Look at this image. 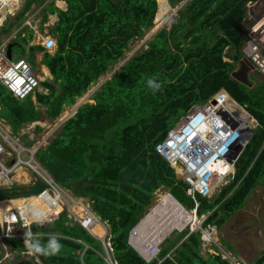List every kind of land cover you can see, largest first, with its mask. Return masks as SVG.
<instances>
[{
    "label": "trees",
    "instance_id": "1",
    "mask_svg": "<svg viewBox=\"0 0 264 264\" xmlns=\"http://www.w3.org/2000/svg\"><path fill=\"white\" fill-rule=\"evenodd\" d=\"M66 1L67 10L57 7L59 19L53 30L58 39L56 52L49 53L41 45L29 49L44 52L43 64L53 75L52 80L42 82L49 92L36 94L45 111L31 96L15 99L0 81V117L7 119L14 131L42 117H59L65 104L83 95L124 57L130 42L153 25L158 3L159 16L184 0ZM250 1L256 0H187L178 9L172 28L160 29L145 50L101 85L92 97L94 103L79 107L60 125L54 139L38 150V160L52 176L75 195L89 198L97 215L110 224L117 264H232L221 253L208 257L201 253L199 230L166 237L160 255L151 261L132 247L129 233L161 188L188 211L206 214L204 226L221 228L244 206L264 175V79L250 88L231 75L243 56L241 26ZM34 3L41 6L44 0H25L16 16L5 23L3 33L21 27ZM47 21V15L43 16L41 27ZM24 30L26 36L14 40L19 45L32 39L29 27ZM227 48L234 50L233 62L224 59ZM152 77L162 85L155 93L147 86ZM223 88L232 102L240 107L236 100L244 104L263 128L240 156L234 179L214 198H194L187 192L189 183L177 175L157 145L195 104L207 102ZM45 187L39 179L32 185L0 187V200L37 194ZM38 199H33V206L37 207ZM49 211H45L47 215ZM32 227L40 233L37 236L42 243L53 234L63 245L58 256H39L44 264H109L102 241L70 219L66 211L43 226L34 223ZM7 243L19 251L16 257L21 255L24 245L19 240L10 238ZM19 264L32 263L24 260ZM251 264H264V252Z\"/></svg>",
    "mask_w": 264,
    "mask_h": 264
},
{
    "label": "built area",
    "instance_id": "2",
    "mask_svg": "<svg viewBox=\"0 0 264 264\" xmlns=\"http://www.w3.org/2000/svg\"><path fill=\"white\" fill-rule=\"evenodd\" d=\"M13 0H0V16L3 15L4 9L8 7ZM248 10L243 21L244 42L242 44L243 59H248L254 66V71L264 75V0H256L248 2ZM18 5L10 9L9 12L15 13ZM10 40L4 41L0 45V80L8 87L13 95L18 99H23L31 93H35L40 87L42 81L31 63L25 58L10 59L6 51V45ZM48 51L57 48V39L51 35L43 36L41 42ZM224 92H219L215 96V102L209 101L204 105L196 106L193 111H189L184 118L174 127L168 134L167 138L157 145L158 152L163 155L173 167H175L190 184L188 193L195 197L200 195L210 197L212 195V185L217 177L223 173H227L233 178L235 174L236 162L241 156L244 148L249 142V136L254 135L257 129L254 121L245 123L250 125V129H243L238 141L228 136L229 132H239L240 125L236 126V121L240 120L236 113L231 111L229 107L221 105V99L225 98ZM224 112V113H223ZM214 114L224 121L225 128L219 130V133L213 129L210 136L206 135L203 142L206 145H199L197 142L202 140L199 131L205 125L197 123L201 117V121L205 116ZM202 125V128L199 127ZM26 132V131H24ZM23 132V133H24ZM227 135L224 144L223 135ZM41 143L27 145L19 136H16L0 124V184L10 187L16 181L15 173L19 167H27L30 169L37 179L45 184V188L39 195L32 197H43L45 206L52 211V215L57 216L67 211L70 218L78 222L82 227L91 231L94 226L100 225L105 230V236L101 237L105 251L106 260L109 264H117L113 260V246L111 237L109 236L110 227L107 221H103L91 208L88 199L74 195L69 189L61 185L52 174L38 161L36 152L40 148ZM231 146V149H230ZM24 154H28V158H24ZM222 161L228 165H232L230 171H214L211 163ZM229 181V178L227 179ZM31 199H24L15 211H10L4 217L5 229L0 234V238H21L24 232L21 227L30 226L31 223ZM37 208V207H36ZM49 216V215H47ZM21 222V223H20ZM21 224V226L19 225ZM203 222L198 226L202 232L204 247L216 251L214 254L220 253L210 247L218 244V227L216 225H208L203 227ZM195 230V228H193ZM28 231H31L30 229ZM152 231H142L133 227L130 231V241L137 247L143 255L150 259L157 258L161 252L162 240L151 241ZM222 254V253H221ZM225 258V257H224ZM230 260V259H229ZM231 261V260H230ZM237 264L238 262L235 261Z\"/></svg>",
    "mask_w": 264,
    "mask_h": 264
},
{
    "label": "rangeland",
    "instance_id": "3",
    "mask_svg": "<svg viewBox=\"0 0 264 264\" xmlns=\"http://www.w3.org/2000/svg\"><path fill=\"white\" fill-rule=\"evenodd\" d=\"M44 1H46V9L54 12L55 7L53 8L51 6L55 5L53 3L56 0H44ZM186 1L187 0H184L183 2L179 3L176 7H172L171 9L166 10L159 16H158V11H159L158 10L155 15L153 25L145 30L144 35L142 37L136 38L130 42V48L126 51L124 57L119 62L112 65L111 67L112 71H109L107 74L105 73V75L103 74V76L101 75L102 76L101 79L98 82L95 81L91 85V87H89L84 92V95H82L83 97L80 101H82L83 104L86 102H94L92 97L94 93L101 88V85L104 81L110 79V77L114 73H119L121 71V67L125 64L127 60H129L135 54L145 50L148 47V42L160 29L172 28V25L178 16V12H177L178 9L182 8ZM20 2H21L20 5L22 7L25 0H21ZM36 5H32L31 10L27 14L26 20H24V22H22L23 24L21 25V28H23L24 25H28L29 29L31 30L30 32H32V34L35 31L34 28H36L41 23L42 17L46 15V14L43 15L39 21V19H37L38 15L40 16V14L43 13V10H41V7H38ZM58 7L63 8L62 6H58ZM38 10L39 12L37 13V17H35V14ZM2 17L3 19H5L4 16ZM52 19L53 20L47 21V23L43 25L44 30L47 29V27L53 26V23L57 21L55 20L56 19L55 15L52 16ZM30 27L31 28L34 27V28L31 29ZM15 29H18V27H14V29H11L10 31L3 33L2 36L11 34ZM39 32H42V30H39ZM32 34L29 35L31 36ZM42 36L45 35L41 34L40 37ZM35 42H39V39L36 38ZM31 54L32 52L29 50V46H27L25 43H21V45H16L13 48V57L16 58L19 56H25L33 64ZM38 56L40 58L42 56V52H39ZM263 77L264 75L257 73V71H252L249 74V79L253 83V86H256L258 80L261 81ZM40 92L48 93L47 89L44 88L43 86H41ZM225 95L226 97L222 99V102L227 103L231 108L239 111L240 114L246 116L250 122L254 121L253 119L251 121V119L242 110V108L238 104L233 103L227 94ZM195 107L196 106H194L191 111H193ZM68 114L69 113H65L64 117H67ZM62 117L63 116L61 114L59 117L55 119L48 118L47 121L48 123L44 124L45 125L44 128H47L46 132H44V134L42 135L36 132L33 135V139H35L36 142L41 143V148L45 147L47 144L50 143L51 140L54 139L56 133L59 131L61 119H63ZM46 119L44 121H46ZM178 123L176 125H178ZM25 158H28V156L25 155ZM215 186H214L215 191H218L222 187V185H217V184ZM158 191L155 193L154 202L151 205V207L147 209V212L148 210H150L149 212H151L154 207H156L157 210L155 214L150 217V220L147 222V224L142 228V231H149V230L152 231V239H151L152 242L160 238L164 239L165 237H168L170 235L172 237H176L180 233L186 231L187 229H189L190 231L192 228H195V230H199L198 226L205 216H198L197 223L187 225L183 229V231H181L178 228H171V226L174 224H178L179 226L182 225V223L185 220V215H183V217L182 215H179L177 211H175L174 209H172L171 206H169V204L161 205L158 202L160 198L159 195L164 193L166 194L168 190L161 188ZM15 201L16 200H8V201L5 200V202L4 201H0V202H2L1 205L5 206L4 207L5 209H9L14 204ZM44 206L45 205H43V208H47ZM152 214L153 213H149V215L148 214L147 215L150 216ZM143 219L144 217L142 218V220ZM140 223L142 222L140 221ZM242 225L247 226L248 228L250 227L252 229V231L248 233V236L245 230L241 229ZM218 236H219L218 244L222 247V250L216 244H212V246L210 247L222 253L223 257L230 259L231 260L230 262H232L233 264H236L235 261L238 262L237 264H251L259 256H261V254L264 252V184L257 186L254 189V191L247 197L244 206L238 209L231 217H229L221 228H218ZM0 250H2L4 253L6 252V249L4 248L3 244L2 247H0Z\"/></svg>",
    "mask_w": 264,
    "mask_h": 264
},
{
    "label": "clouds",
    "instance_id": "4",
    "mask_svg": "<svg viewBox=\"0 0 264 264\" xmlns=\"http://www.w3.org/2000/svg\"><path fill=\"white\" fill-rule=\"evenodd\" d=\"M14 1V0H13ZM12 1V2H13ZM21 0H18V2H17V4L16 5H18V7L16 8V11H15V13L14 14H12L11 12H9V10L10 9H12V8H14V6L13 7H11L10 5L8 6V7H6L4 10V12H3V15L2 16H4V18L5 19H3V17L2 16H0V19H1V22H0V30H1V34H0V37L1 38H3V39H7L8 38V36L10 35H6V36H2V34H3V27H4V25H5V23L7 22V20H9V19H11V18H14L15 16H16V14L18 13V11L20 10V7H21V2H20ZM248 4V3H247ZM15 5V6H16ZM33 5H36L35 3L33 4ZM43 5H46V1H44V4ZM43 5H41V6H43ZM36 6H38V7H41V6H39V5H36ZM158 10H159V3H158ZM247 10H248V5H247ZM44 24H46V22L44 23ZM54 24V23H53ZM56 24V23H55ZM25 26H28V25H25ZM29 27V26H28ZM32 28H34V27H32ZM41 28H44V26H42L41 27V23L36 27V28H34V33L32 34L33 36H32V39L31 40H29V42H28V44L31 42V43H33L34 41H35V39H36V37H38L39 36V42H36V43H39V44H41L43 47H44V45L41 43L42 41H43V36L42 37H40V35L41 34H43V35H45V36H47V35H51V36H53V37H55L52 33H41V32H39V30H41ZM36 32V33H35ZM37 35V36H36ZM24 37V36H26V32H25V30L23 29V28H21V27H19L18 28V30H17V32L14 34V37L13 38H11V39H9L10 41L8 42V44L9 43H11V42H17V41H14L17 37ZM243 37H244V35H243ZM35 38V39H34ZM56 38V37H55ZM57 39V38H56ZM244 42V41H243ZM3 43V42H2ZM1 43V44H2ZM8 44L6 45V51H7V47H8ZM28 44H26V45H28ZM243 44V43H242ZM33 45V44H32ZM57 45H58V39H57ZM31 46V45H30ZM30 46H29V49H30ZM57 48H58V46H57ZM57 48L55 49V50H53V51H48L45 47H44V49H45V51H48L49 53H52V54H54L55 52H56V50H57ZM8 54V53H7ZM12 55H13V52H12ZM9 57V56H8ZM22 57H25V56H19V57H12V58H10V59H19V58H22ZM243 57V56H242ZM27 60H28V58L27 57H25ZM243 59V58H242ZM29 61V60H28ZM30 62V61H29ZM31 63V62H30ZM31 65H32V67H33V69H34V71L37 73V74H39L36 70H35V67H34V64H32L31 63ZM231 75H232V73H231ZM39 76L41 77V79H42V81H41V83H40V87H39V89L37 90V91H35V93H31L30 95H28V96H26L25 98H23V99H18V98H16L14 95H13V93L8 89V87L1 81V83L6 87V89L8 90V92L15 98V99H17V100H19V101H22V100H24V99H26L27 97H29V96H31L32 98L35 96V100L34 101H36L35 102V104L36 105H38V106H40V108H41V105L37 102V99H36V94H37V92H40V88H41V86H42V82L45 80L44 78H43V76H41V74H39ZM147 86L153 91V93H155V92H157V91H160L161 90V88H162V85L159 83V82H157V79L155 78V77H152V78H149L148 80H147ZM44 87V86H43ZM45 88V87H44ZM47 89V88H46ZM219 92H224L225 94H227V90L226 89H221V90H219L214 96H212L207 102H204V103H197V104H195L194 106H199V105H204V104H206V103H208L209 101H213V103H214V100H215V96L219 93ZM229 93V92H228ZM231 95V94H230ZM232 96V95H231ZM233 97V96H232ZM234 98V97H233ZM235 99V98H234ZM236 100V99H235ZM236 102H238L240 105H241V107L243 108V110L245 109V111H247L249 114H251V112L247 109V107L244 105V104H242V103H240L239 101H237L236 100ZM193 106V107H194ZM193 107L191 108V109H193ZM190 109V110H191ZM43 110V109H42ZM189 110V111H190ZM0 111H1V106H0ZM188 111V112H189ZM61 115V114H60ZM252 115V114H251ZM185 116V115H184ZM183 116V117H184ZM253 116V115H252ZM48 117V116H47ZM182 117V118H183ZM254 117V116H253ZM0 118H3V117H0ZM44 118H46V117H44ZM51 118V117H50ZM181 118V119H182ZM219 118V117H218ZM255 118V117H254ZM3 119H5V118H3ZM256 119V118H255ZM11 126H12V124L7 120V119H5ZM43 120L44 119H40V120H36V121H31V122H26V123H23L21 126H20V128L18 129V131H14V129H13V132H11V131H9V130H7L5 127H4V125L0 122V124L5 128V130L8 132H10V133H12V134H14V135H16V136H19L20 138H21V140L25 143V144H27V145H33V144H37L38 142H36V140L35 139H33V137L30 139L29 137H30V135L34 132V134L36 133V129H38L39 127H42V128H44V122H43ZM220 120V123L219 124H215V127L213 128V129H215L218 133H219V130H221L223 127L225 128V124H224V121L223 120H221V119H219ZM256 122H257V125L256 126H258L257 127V129L256 130H254V132L256 133L257 132V130L258 129H261V128H263L262 127V125L259 123V121L256 119V121H255V123L254 124H256ZM26 124V129H22L23 128V126ZM63 124V123H62ZM61 125V124H60ZM177 125H175V127H176ZM60 127V126H59ZM12 128H13V126H12ZM174 128V127H173ZM172 128V129H173ZM22 129V131H21V133L19 134V132H20V130ZM171 129V130H172ZM33 132H32V131ZM170 130V131H171ZM24 131H26V132H24ZM24 132V133H23ZM255 135V134H254ZM254 135H251V136H249V142L247 143V145L252 141V139H253V137H254ZM167 138V137H166ZM165 138V139H166ZM164 139V140H165ZM163 140V141H164ZM32 141V142H31ZM162 141V142H163ZM29 143H32V144H29ZM48 145V144H47ZM46 145V146H47ZM246 145V146H247ZM40 148H41V146H40ZM39 148V149H40ZM246 148V147H245ZM245 148H244V150H245ZM38 149V150H39ZM38 150H37V152H38ZM158 151V150H157ZM37 152H36V156H37ZM244 152V151H243ZM242 152V153H243ZM25 155H27L28 156V154H24V158H25ZM242 155V154H241ZM163 156V155H162ZM240 158V157H239ZM37 159H38V157H37ZM239 160V159H238ZM238 160H237V162H238ZM39 161V160H38ZM40 162V161H39ZM237 162H236V168H235V174H236V170H237ZM41 163V162H40ZM170 163V162H169ZM171 164V163H170ZM172 166V165H171ZM173 167V166H172ZM173 168H175V167H173ZM46 169V168H45ZM47 170V169H46ZM48 171V170H47ZM175 171H176V173H177V175L179 176V177H182L183 179H184V177L182 176V174L175 168ZM17 173H18V171L15 173V178H16V175H17ZM235 174H234V177H235ZM234 177L233 178H231V177H229V181H227L226 180V183L225 184H223L222 185V187L215 193V194H212L210 197H205V198H208V199H210V198H214L216 195H218L219 193H220V191L228 184V183H230L233 179H234ZM40 180V179H39ZM185 180V179H184ZM186 181V180H185ZM187 182V181H186ZM15 185H17V179H16V181H15V183L13 184V185H11L10 187H8V186H4V185H2V184H0V187H5V188H12L13 186H15ZM190 185V184H189ZM45 188H47V184H46V187ZM44 188V189H45ZM189 188H190V186H189ZM188 188V189H189ZM43 189V190H44ZM42 190V191H43ZM41 191V192H42ZM41 192H39V193H37V194H31V195H27V196H19V197H14V198H8V199H14V200H16V201H20V202H17V203H15V206H13V207H10V209L9 210H6L4 213H3V215H2V218H1V222L3 223V225H4V229H5V224H4V217H5V215L6 214H9L10 213V211L12 212V211H15L20 205H22L23 204V202H24V199H28V198H32L31 199V204H32V200L34 199V197H32V196H37V195H39ZM169 192V191H168ZM187 192H188V190H187ZM74 194V193H73ZM189 194V193H188ZM75 195V194H74ZM199 195V194H198ZM198 195H195V197L194 198H196ZM77 196V195H76ZM80 197H83V196H80ZM204 197V196H203ZM84 198H86V197H84ZM86 199H88L89 200V202H90V205H91V201H90V199L89 198H86ZM2 200H5V199H2ZM182 205V204H181ZM198 205V204H197ZM32 206V205H31ZM184 207V206H183ZM32 208L33 209H31V218H32V220H31V223H30V226L28 227V226H23V227H21V231L22 232H24V237H21V238H16V237H13V238H15V239H17V240H19L23 245H24V250L22 251V253H21V255H31L32 257H34L35 258V260H36V262H37V264H44V263H42V261L40 260V258H39V256H43V257H45V258H48V257H53V256H58V255H60V253H61V250H62V248H63V245L59 242V239L55 236V235H50L49 236V238H48V240H47V243L45 244V243H42L41 242V240L38 238V236L37 235H40V233H36L35 231H34V228L32 227V225L34 224V223H36L38 226H43L46 222H50V221H52V220H54V219H56V218H58V216L62 213H60L58 216L56 215V214H53L54 216H53V218H50V219H48V216H47V214H46V212L45 211H43L42 209H40V208H36V206H32ZM91 208H92V205H91ZM49 209V208H48ZM50 210V209H49ZM92 210H93V208H92ZM195 210V214H197L198 215V213H197V210L196 209H194ZM194 210H190V211H194ZM94 211V210H93ZM149 211V210H148ZM63 212H65V211H63ZM67 212V211H66ZM95 212V211H94ZM51 213H52V211L50 210V214H49V216L51 215ZM96 213V212H95ZM68 214V213H67ZM97 214V213H96ZM69 216V215H68ZM99 216V215H98ZM199 216V215H198ZM202 216H205L203 219H202V221H201V223L200 224H202V222H203V227H206V226H204V221H205V219L207 218V215L206 214H204V215H202ZM145 217V216H144ZM70 218V217H69ZM70 219H72V218H70ZM73 220V219H72ZM142 220V219H141ZM140 220V221H141ZM74 221V220H73ZM140 221L138 222V223H140ZM74 222H76V221H74ZM21 223V222H20ZM19 223V225L21 226V224ZM78 223V222H77ZM137 223V224H138ZM79 224V223H78ZM109 224V223H108ZM199 224V225H200ZM137 225H135L134 227H136ZM217 226V225H216ZM109 227H110V224H109ZM84 228V227H83ZM185 228V227H184ZM183 228V229H184ZM31 230V231H28V230ZM86 229V228H85ZM183 229H180L181 231H183ZM86 230H88V229H86ZM89 231V230H88ZM131 231V230H130ZM194 231H198V230H193V228L191 229V231H190V233L191 232H194ZM200 231V230H199ZM90 232V231H89ZM202 233V232H201ZM1 234V233H0ZM109 236L111 237V234H110V232H109ZM166 238V237H165ZM164 238V239H165ZM0 239H5V241L7 242V239H10V238H0ZM161 239V238H160ZM164 239H161L162 240V243H163V241H164ZM112 241V240H111ZM129 242H130V244L131 245H133L132 244V242L130 241V233H129ZM134 246V245H133ZM161 246H162V244H161ZM135 247V246H134ZM139 252H140V250L137 248V247H135ZM20 255V256H21ZM141 255H143L142 253H141ZM160 255V254H159ZM158 255V256H159ZM19 257V256H18ZM142 257H144V259H146L147 261H151V260H153V259H150L148 256H146V255H143ZM14 258H16V256H15V254H13L12 252H10L9 250H7L6 251V256L4 257V259H0V262H2L3 260H5V259H9V260H12V259H14ZM158 258V257H157ZM154 259H156V258H154ZM226 259H228V258H226ZM229 260V259H228ZM230 261V260H229ZM232 263V262H231ZM233 264V263H232Z\"/></svg>",
    "mask_w": 264,
    "mask_h": 264
},
{
    "label": "crops",
    "instance_id": "5",
    "mask_svg": "<svg viewBox=\"0 0 264 264\" xmlns=\"http://www.w3.org/2000/svg\"><path fill=\"white\" fill-rule=\"evenodd\" d=\"M56 2V3H55ZM15 4H16V1H15ZM15 4L13 5V6H15ZM53 4H55V5H53ZM52 5L53 6H51V7H55L54 9H55V11L53 12V11H49V10H47L46 9V5H43V6H41V10H43V13L42 14H40V16L38 15V18L37 19H39V21H40V19H41V17L43 16V15H47V17H48V21H51V20H53L52 19V16L53 15H55L56 16V19L55 20H57L58 21V19H59V17H58V13H57V7L58 6H62L63 8H61V7H59V8H61V9H63V10H67V8H68V3H67V1L66 0H56V1H54V3H53ZM64 5V6H63ZM57 6V7H56ZM177 6V5H176ZM175 6V7H176ZM172 7V6H171ZM46 10H45V9ZM39 12V10L36 12V14H35V17H37V13ZM178 12V11H177ZM56 21V22H57ZM55 22V23H56ZM47 23V22H46ZM55 23L53 24V26H50V27H47V29H45L44 30V28H41V30H42V32L45 34V33H52L56 38H57V36L53 33V30H54V25H55ZM12 29H14V28H12ZM17 30L18 29H15L9 36H8V38L7 39H3V38H1L0 37V45H1V43L2 42H4V41H7L8 39H11V38H13L14 37V34L17 32ZM41 32V33H42ZM241 32L243 33V27L241 26ZM37 36V35H36ZM36 38H38L39 39V36L38 37H36ZM35 39V38H34ZM32 44L33 45H41V44H39V43H36L35 41L33 42V43H29V45H27V46H32ZM42 46V45H41ZM233 49H231V48H227V50H226V55L224 56V59L226 60V61H228V62H233V58L231 57V54L233 53ZM40 51H38V50H35L34 52H32V54H31V57L33 58L32 60H33V64H34V67H36L35 68V70L39 73V74H41L42 76H45V77H43V78H46L45 80H52L53 79V75H52V73H51V71H50V69H49V67L46 65V64H43V57H44V52H42V56L39 58V56H38V53H39ZM35 55V56H34ZM242 63V58H241V60L238 62V63H236V67L233 69V71H235V70H237V69H239L240 68V66L242 65L241 64ZM112 67V66H111ZM109 71H112V69H110ZM108 71V72H109ZM232 71V72H233ZM252 71H254L253 69H251L249 72H248V78H249V74H250V72H252ZM48 72H49V75H48ZM107 72V73H108ZM106 73V74H107ZM258 73V72H257ZM260 74V73H259ZM105 75V74H104ZM263 75V74H262ZM103 76V75H102ZM101 76V77H102ZM101 77L97 80V82L101 79ZM112 77V76H111ZM110 77V78H111ZM233 77V76H232ZM234 78V77H233ZM235 79V78H234ZM264 79V77L262 78V80ZM250 80V79H249ZM238 81V80H237ZM259 81V80H258ZM105 82V81H104ZM103 82V83H104ZM240 82V81H239ZM250 82H251V80H250ZM102 83V84H103ZM242 83V82H241ZM258 83V82H257ZM244 84V83H243ZM251 84H252V86H248V87H250V88H252V87H254L253 86V83L251 82ZM246 85V84H245ZM257 85V84H256ZM91 87V86H90ZM47 91H48V89H47ZM49 92V91H48ZM45 93V92H44ZM83 95H84V93H83ZM82 95L81 96H78V98L74 101V102H72V103H70V104H65L64 105V107H63V110H62V112H61V114H62V118L63 119H61V124L62 123H64L67 119H69L70 117H73L75 114H76V112L78 111V109H79V107H81L82 105H84V104H86V103H88V102H86V103H82V101H80L81 99H82ZM33 100H35V96L32 98ZM37 99V98H36ZM93 101H94V99H93ZM36 102V101H35ZM95 102V101H94ZM94 102H90V103H94ZM221 102H222V100H221ZM224 103V102H223ZM227 104V103H226ZM37 107H40V106H38L37 105ZM41 109H43V111H45V109H46V106H43V105H41ZM65 113H69L68 115H67V117H64V114ZM47 118V119H46ZM46 118H44V117H42V119H46V121H44L43 120V122L44 123H48L47 121H48V118H50V117H46ZM52 119V118H51ZM0 122L4 125V127L7 129V130H9V131H11V132H13V128H12V126L5 120V119H3V118H0ZM26 124L23 126V128L22 129H26ZM22 129L20 130V132H19V134L21 133V131H22ZM46 129L47 128H42V127H39L38 129H36V132H38V134H44V132H46ZM32 131V130H31ZM33 132V131H32ZM33 135H34V132L30 135V139L33 137ZM32 142V141H31ZM29 144H32V143H29ZM262 174H264V172L262 173ZM264 175L262 176V177H260L259 179V182L257 183V185L255 186V188L257 187V186H260V185H262V184H264ZM16 179H17V184L18 185H32L36 180H37V178H36V176L34 175V173L30 170V169H28L27 167H19V169H18V173H17V175H16ZM263 181V182H262ZM254 188V189H255ZM254 191V190H253ZM173 196V195H172ZM39 199V201H38V203H37V208H40V209H42L43 208V205H45V200H43V197H38ZM6 201H8V200H14V199H5ZM0 201H2V200H0ZM44 201V202H43ZM5 202V201H4ZM1 203L2 202H0V233H2L3 232V230H4V225H3V223L1 222V218H2V215H3V213L6 211L5 210V206L4 205H1ZM15 203H17V201H15L14 202V204L11 206V207H13V206H15ZM44 207H46V206H44ZM4 208V209H3ZM48 208H43V211H45V210H47ZM5 210V211H4ZM50 212V211H49ZM147 214V213H146ZM145 214V215H146ZM49 215V214H48ZM53 216L54 215H50V216H48V219H50V218H53ZM136 225H139V223L138 224H136ZM96 226H98V225H96ZM96 226H94V228H96ZM93 228V229H94ZM93 229L90 231V233H92V235H94L95 237H97L98 239H100L101 241H102V239H101V237H103V236H105V233H104V235H98L97 233H95L94 231H93ZM104 229V228H103ZM241 229H244L245 230V232L247 233V236H248V233H250L251 231H252V229L249 227H247V226H244V225H242L241 226ZM105 231V230H104ZM262 237V236H261ZM249 240V239H248ZM102 243H103V241H102ZM2 244L4 245V248L6 249V251L7 250H9L10 252H12L13 254H17V253H19V251L17 250L16 251V249H12L11 247H9V245H8V243L5 241V239H0V247H2ZM103 246H104V244H103ZM132 247H134L133 245H132ZM135 248V247H134ZM136 249V248H135ZM104 250H105V247H104ZM137 250V249H136ZM138 251V250H137ZM106 252V251H105ZM216 251H213L212 249H208V247L206 248V247H204V244H202V246H201V253L205 256V257H208V256H210L211 254H214ZM0 253L2 254V257L0 258V259H4V257L6 256V252L4 253L2 250H0ZM138 253H140V255H141V252H139L138 251ZM141 256H143V255H141ZM10 261H12V260H9V259H5V260H3L2 262H0V264H8ZM43 263V262H42Z\"/></svg>",
    "mask_w": 264,
    "mask_h": 264
},
{
    "label": "bare ground",
    "instance_id": "6",
    "mask_svg": "<svg viewBox=\"0 0 264 264\" xmlns=\"http://www.w3.org/2000/svg\"><path fill=\"white\" fill-rule=\"evenodd\" d=\"M14 1H15V0H14ZM14 1L11 3L12 5H10L11 7H13V5H14ZM7 21H8V20H7ZM0 22H1V21H0ZM24 26H25V25H24ZM25 27H27V26H25ZM30 28H31V27H30ZM23 29H24V27H23ZM31 29H32V28H31ZM48 75H49V72H48ZM220 104L229 107V109H230L231 111H233L234 113H236V116L240 119V120H237V121H236V122H237V123H236V126H237V125H240V128H241V129L239 130V132H237V131H236V132L231 131V132H229V135H228V136L234 138V141L237 142L238 139H239V137L241 136V132L243 133V131H244L243 129H250V125H249V124H245L246 122L249 123L250 121H249V119H248L246 116L241 115L239 111H237V110L231 108L228 104L223 103V102H221ZM223 113H224V112H223ZM247 116H248V115H247ZM201 117H202V115H200V119H199V121H198L197 123L201 124L202 122H204L205 125L203 126V128H202V125H199V127L202 128V129L199 131V134L201 135L202 140H201V141H198L197 143H198L199 145H202V144L206 145V143L203 142V138L206 139V135H207L208 137L210 136L211 131H212L213 128L215 127V124H219V123H220V120H219L218 116H215L214 114H209V115L207 114V115L205 116L204 120H202V121H201ZM248 117H249V118L251 119V121H252L253 117H252V116H248ZM223 136H224V137H223V141H222V143L224 144V146H223L222 148L224 149L225 146H226L225 142H226L228 136H227L226 134L223 135ZM230 149H231V146H230ZM211 167H212V169H213L214 171H219V173H222L223 171H230L231 169H233V166H232V165H228L227 163L222 162V161H215V162L211 163ZM226 176H228V177H226ZM228 178H229V175H227L226 172L223 173V174H221V175H219V176L217 177L216 181L213 182L212 190H211V191H213L214 188L217 187V186H215L216 184H217V185H223L224 183H226V180H227ZM214 186H215V187H214ZM161 191H162V190H161ZM163 192H164V191H163ZM158 193H159V191H158ZM161 193H162V192H161ZM159 197H160V198H159L158 202H159L161 205L169 204V206H171L172 209H174L175 211H177L179 215H182V217H183V215H185V220H184V222L182 223V225L179 226L178 224H174V225L171 226V228L183 229V228L186 227L187 225H190V224H196V223H197L198 218H197V216L195 215V213L192 212V211H188L187 209H185V208L183 207V205H181V203H180V202H179L174 196H172L171 193H169V192L167 191L166 194H165V193H164V194H161V195H159ZM17 202H20V201H17ZM159 203H158V204H159ZM31 205H32V206L34 205V200H32V204H31ZM9 209H10V208H9ZM9 209H5V210H9ZM5 210H4V211H5ZM47 210H49V209H47ZM47 210H45V211H47ZM156 210H157V208L154 207V208L152 209V211L150 212V213H153V214L150 215V216H148L149 214L146 215V216L144 217V219L141 220L142 223H139V225L136 226L137 229L142 230V228H143V227L147 224V222L150 220V217L153 216V215L155 214ZM147 216H148V217H147ZM180 221H181V220H180ZM182 226H183V227H182ZM93 231H94L95 233H97L98 235H104V233H105L104 229H103L100 225L96 226V228H94ZM161 239H162V238H161Z\"/></svg>",
    "mask_w": 264,
    "mask_h": 264
},
{
    "label": "water",
    "instance_id": "7",
    "mask_svg": "<svg viewBox=\"0 0 264 264\" xmlns=\"http://www.w3.org/2000/svg\"><path fill=\"white\" fill-rule=\"evenodd\" d=\"M0 34H1V30H0ZM16 45H19V43H18V42H11V43L8 44V47H7V53H8L9 58H12V57H13L12 52H13V48H14ZM185 51L188 52L187 49H185ZM241 64H242V65L240 66L239 69H237V70H235V71L232 72V76H233L236 80H238V81H240V82H242V83H244V84H246V85H248V86H252V84H251V82H250V80H249V78H248V72H249L251 69L254 70V66H253V64H252L248 59H246V58L242 59V63H241ZM214 102H215V100H214ZM149 211H150V210H149ZM149 211L147 212V214L150 213ZM147 214H146V215H147ZM146 215H145V216H146ZM24 260H28V261H30L32 264H37L35 258L32 257L31 255H21V256H19V257H16V258L12 259V261H10L8 264H19L20 262H22V261H24Z\"/></svg>",
    "mask_w": 264,
    "mask_h": 264
}]
</instances>
